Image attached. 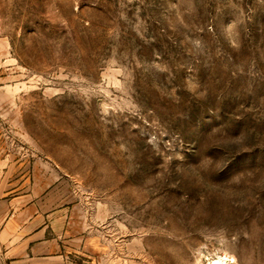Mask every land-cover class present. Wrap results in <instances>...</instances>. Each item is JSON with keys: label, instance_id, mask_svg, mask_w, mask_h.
Returning <instances> with one entry per match:
<instances>
[{"label": "rangeland", "instance_id": "374dc122", "mask_svg": "<svg viewBox=\"0 0 264 264\" xmlns=\"http://www.w3.org/2000/svg\"><path fill=\"white\" fill-rule=\"evenodd\" d=\"M26 190L84 209L85 264H264V0H0Z\"/></svg>", "mask_w": 264, "mask_h": 264}, {"label": "crops", "instance_id": "0c3cea01", "mask_svg": "<svg viewBox=\"0 0 264 264\" xmlns=\"http://www.w3.org/2000/svg\"><path fill=\"white\" fill-rule=\"evenodd\" d=\"M36 194V193H35ZM0 196V264H85L88 236L80 205Z\"/></svg>", "mask_w": 264, "mask_h": 264}, {"label": "bare ground", "instance_id": "6f19581e", "mask_svg": "<svg viewBox=\"0 0 264 264\" xmlns=\"http://www.w3.org/2000/svg\"><path fill=\"white\" fill-rule=\"evenodd\" d=\"M231 259L234 260L233 257ZM228 262H229V259H228V256L226 254L224 256H218L216 258L217 264H228Z\"/></svg>", "mask_w": 264, "mask_h": 264}]
</instances>
